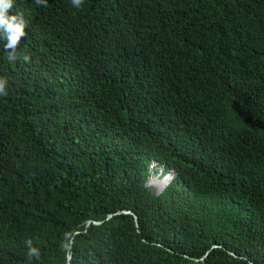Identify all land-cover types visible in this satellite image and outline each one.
<instances>
[{
	"label": "trees",
	"instance_id": "obj_1",
	"mask_svg": "<svg viewBox=\"0 0 264 264\" xmlns=\"http://www.w3.org/2000/svg\"><path fill=\"white\" fill-rule=\"evenodd\" d=\"M17 11L30 60L0 38V264H264V0ZM154 163L173 173L160 192Z\"/></svg>",
	"mask_w": 264,
	"mask_h": 264
},
{
	"label": "clouds",
	"instance_id": "obj_2",
	"mask_svg": "<svg viewBox=\"0 0 264 264\" xmlns=\"http://www.w3.org/2000/svg\"><path fill=\"white\" fill-rule=\"evenodd\" d=\"M37 5L47 6L48 0H34ZM74 8H81L84 0H71ZM14 7V0H0V38L6 43L4 44L5 51L7 52V60L9 62H15L17 59H22L24 62L30 60L28 54L23 56H17V49L23 38L27 36L26 28L28 27V21L25 19L22 11H17L13 14L12 9ZM9 87V81L6 76L0 75V96H7ZM67 239V238H66ZM27 258L31 261L33 258L40 259V250L38 247L33 246L31 240H27ZM62 248H67V243L61 245Z\"/></svg>",
	"mask_w": 264,
	"mask_h": 264
},
{
	"label": "rangeland",
	"instance_id": "obj_3",
	"mask_svg": "<svg viewBox=\"0 0 264 264\" xmlns=\"http://www.w3.org/2000/svg\"><path fill=\"white\" fill-rule=\"evenodd\" d=\"M173 174V173H172ZM171 172L162 171V168L152 164L147 186L154 192H160L172 177Z\"/></svg>",
	"mask_w": 264,
	"mask_h": 264
},
{
	"label": "water",
	"instance_id": "obj_4",
	"mask_svg": "<svg viewBox=\"0 0 264 264\" xmlns=\"http://www.w3.org/2000/svg\"><path fill=\"white\" fill-rule=\"evenodd\" d=\"M124 212H126V213H132L131 211H124ZM134 218H135V223H136V225H138V219H137V216L136 215H134ZM89 223V222H88ZM68 260H67V264H69V262H70V258H71V256L70 255H68Z\"/></svg>",
	"mask_w": 264,
	"mask_h": 264
}]
</instances>
